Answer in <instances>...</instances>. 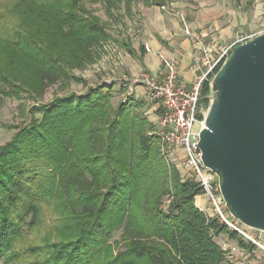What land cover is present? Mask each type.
Returning <instances> with one entry per match:
<instances>
[{"label":"trees","instance_id":"obj_1","mask_svg":"<svg viewBox=\"0 0 264 264\" xmlns=\"http://www.w3.org/2000/svg\"><path fill=\"white\" fill-rule=\"evenodd\" d=\"M104 1L113 6L119 0ZM128 1L147 6L171 2ZM64 3L67 9L58 11L57 22L49 13L43 20L64 34L65 48L81 65L93 60L92 45L109 40L110 34L99 18L77 13L82 9L78 0ZM37 40L36 35L18 39L25 47ZM124 45L132 54V47ZM46 52L38 50L35 60L41 78L52 83L60 77L65 53L62 48L55 52L57 63ZM0 80L5 86L10 82L1 71ZM112 86L105 82L83 94L32 106L31 122L0 147V259L11 256L24 229L46 220L42 202L51 190L56 213L48 218L63 225L66 237L27 248L37 255L28 264H234L215 237L224 232L242 247L252 244L195 203L202 194L198 183L161 154L158 135H149L147 118L134 112L144 103L132 104L131 96L114 107ZM203 87L206 96L210 87L206 82ZM0 93L18 95L4 87ZM121 229L120 239L111 240ZM13 254L17 261L20 253Z\"/></svg>","mask_w":264,"mask_h":264},{"label":"rangeland","instance_id":"obj_2","mask_svg":"<svg viewBox=\"0 0 264 264\" xmlns=\"http://www.w3.org/2000/svg\"><path fill=\"white\" fill-rule=\"evenodd\" d=\"M116 3L110 6L104 0H78L79 8L82 9L77 10V13L99 18L106 32L110 34L109 40H102V42L92 45L93 60L78 65L68 48H65L64 34L55 29L53 25L50 26V23L47 25L43 20V15L49 13L52 20L57 22L58 11L67 9L64 0H0V71L10 81L5 86L0 80V89L4 87L6 91L16 90L18 92V95L16 94L14 97L0 93V147L10 141L20 127L31 122L32 115L29 111L32 106L40 107L59 97L73 93L83 94L89 87L107 82L113 83L110 88L111 104L117 107V103L120 101L126 100L127 97H133L132 91L135 90L133 86L143 89L140 84L132 83L133 81L130 80L131 77L140 75L130 73L129 66L131 64L129 65V61L137 60L134 57L128 58L127 46L124 45H131L129 27L132 25L129 22L133 23L134 19L130 17L129 10L137 2L119 0ZM135 20L137 21L136 18ZM132 29L135 31L134 27ZM260 30H264V15L252 28L242 31L241 34L255 33ZM35 35L38 37L36 43L41 47L35 45L36 43L25 47L18 41L20 37L28 40ZM50 47H54V51ZM57 47L62 48L65 53V56L61 55L63 60L59 61L61 74L56 81L49 83L46 79L41 78L40 71L42 70H38L40 63H37L35 57L38 50L47 51L49 49L50 53H46L50 54L58 63L59 59L56 53L60 48ZM50 63L54 64L51 61ZM44 70L45 68H43ZM137 98L133 97L131 103L134 104L133 101L136 100L144 103L142 98ZM148 109L147 103H144L138 108L135 107L134 112H139L147 118L150 124L148 134L157 135V118L154 119ZM154 139L157 143V139ZM168 161L174 165L178 163L177 160ZM50 192L52 191L47 192L42 202V214L46 216V220H43L34 229H24L26 233L24 238L20 239L13 249V253H20L17 261H14L13 258L16 256L12 253L6 260L0 259V264L34 262L37 255L34 256L31 252H27V248H34L36 245L48 243L53 237L66 235L67 231L64 230L63 225L60 227V225L50 223L49 218L56 213ZM163 200H166V197ZM54 229L63 231L55 232ZM121 231L122 229L115 231L111 240L120 239ZM27 240L31 242L24 244ZM97 264L103 263L98 262Z\"/></svg>","mask_w":264,"mask_h":264},{"label":"water","instance_id":"obj_3","mask_svg":"<svg viewBox=\"0 0 264 264\" xmlns=\"http://www.w3.org/2000/svg\"><path fill=\"white\" fill-rule=\"evenodd\" d=\"M213 87L201 158L233 215L264 230V32L233 47Z\"/></svg>","mask_w":264,"mask_h":264},{"label":"built area","instance_id":"obj_4","mask_svg":"<svg viewBox=\"0 0 264 264\" xmlns=\"http://www.w3.org/2000/svg\"><path fill=\"white\" fill-rule=\"evenodd\" d=\"M165 8V5L161 6ZM182 23L184 36L192 45V61L190 68L196 73L195 80L188 86L181 83L174 57H168L162 52L155 53L163 67V76L155 77L148 72L138 73L139 77H131V82L140 84L144 89L145 103L156 106L157 135L161 154L170 161H176L181 172L193 178L202 189L205 204H197L204 212L214 216L219 223L234 232L238 237L252 244L264 257V230L249 227L234 216L224 201L220 190V175L204 165L202 153L198 145L200 132L205 127L206 114L215 91L213 79L217 70L229 58L231 50L238 44L245 43L256 35L249 33L236 35L229 44L220 42V34L205 36L192 29L185 15L176 12ZM131 34V33H130ZM150 51L149 47H145ZM208 84L210 92L204 96L203 85ZM207 99L205 103L203 100ZM198 203V202H197ZM230 258L234 260L239 254L238 246H231Z\"/></svg>","mask_w":264,"mask_h":264},{"label":"crops","instance_id":"obj_5","mask_svg":"<svg viewBox=\"0 0 264 264\" xmlns=\"http://www.w3.org/2000/svg\"><path fill=\"white\" fill-rule=\"evenodd\" d=\"M176 12L183 13L195 31L205 36L220 34V42L226 45L236 35H242V31L252 28L263 17L264 0H171L165 8L135 3L130 13L134 20L133 23L129 22L132 25L129 27V37L133 53L126 52L128 58L134 57L137 60L129 61L131 74L146 71L158 78L163 76L161 61L155 54L162 52L176 59L182 84L188 86L195 80L196 73L190 68L192 45L184 36L182 23ZM146 46L151 49L149 52L146 51ZM133 89V97L142 98L145 103L144 89L134 86ZM147 106L150 115L158 119L159 111L156 106L149 103ZM195 203L205 204L203 196H198ZM215 241L225 249L238 246L239 255L234 258V264H264V257L253 245L251 249L242 247L229 233L222 232L215 237Z\"/></svg>","mask_w":264,"mask_h":264}]
</instances>
